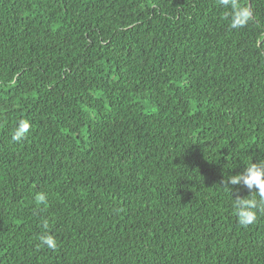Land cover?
I'll use <instances>...</instances> for the list:
<instances>
[{
    "label": "trees",
    "instance_id": "16d2710c",
    "mask_svg": "<svg viewBox=\"0 0 264 264\" xmlns=\"http://www.w3.org/2000/svg\"><path fill=\"white\" fill-rule=\"evenodd\" d=\"M0 264H264V0H0Z\"/></svg>",
    "mask_w": 264,
    "mask_h": 264
},
{
    "label": "water",
    "instance_id": "95a60500",
    "mask_svg": "<svg viewBox=\"0 0 264 264\" xmlns=\"http://www.w3.org/2000/svg\"><path fill=\"white\" fill-rule=\"evenodd\" d=\"M248 6L250 7V1L248 2Z\"/></svg>",
    "mask_w": 264,
    "mask_h": 264
}]
</instances>
